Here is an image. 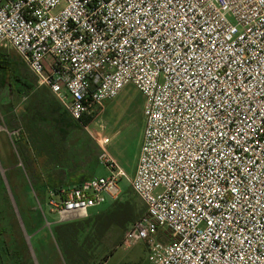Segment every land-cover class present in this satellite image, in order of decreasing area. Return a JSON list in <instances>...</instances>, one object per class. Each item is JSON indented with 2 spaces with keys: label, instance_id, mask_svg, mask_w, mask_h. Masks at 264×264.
Listing matches in <instances>:
<instances>
[{
  "label": "built area",
  "instance_id": "2783aa9c",
  "mask_svg": "<svg viewBox=\"0 0 264 264\" xmlns=\"http://www.w3.org/2000/svg\"><path fill=\"white\" fill-rule=\"evenodd\" d=\"M4 44L109 169L35 195L47 228L45 208L85 218L124 179L145 209L121 244L150 264H264V0H0ZM129 84L143 128L128 177L92 124Z\"/></svg>",
  "mask_w": 264,
  "mask_h": 264
},
{
  "label": "rangeland",
  "instance_id": "374dc122",
  "mask_svg": "<svg viewBox=\"0 0 264 264\" xmlns=\"http://www.w3.org/2000/svg\"><path fill=\"white\" fill-rule=\"evenodd\" d=\"M0 52L4 53L11 60L16 61L17 64L21 61L10 45L4 44L0 46ZM17 64H13L16 67L13 69L14 72L8 71L6 73L3 70L0 71V127L2 128L0 130L5 133L4 128L6 126L11 128L21 127V132L24 131L26 134L32 127L39 126L41 128L44 127L46 131L56 132L49 115L48 106L41 104L35 98L36 90L33 89L26 92L24 86L18 83L12 76H21L23 79L27 77L33 85L36 83L33 74L28 68L25 65L23 66V70L26 72V75H24ZM9 87L10 89L12 88L10 98L7 97ZM142 105L143 97L139 91L133 85H126L114 99L103 102L92 124V129L94 130L97 129V126L102 125L105 130L103 133L110 136L107 151L117 164L126 171L128 177L133 173L141 143L143 128ZM82 130L96 147L94 154L97 158L99 149L96 142L86 130ZM8 133L13 144L2 140V134L0 133V179L4 184L5 190L4 193L0 188V264H15L17 262L14 256L17 251L13 250V247L11 249L8 246L6 250H1V247H6V243H9L10 240H12L11 243L23 242L24 250H26L31 259H34L35 264H73V257L59 248L56 242L54 214L48 213L47 209H44L47 220L52 222V225L47 228L41 213L36 208L35 195H37L40 201L43 200V196L40 198L41 194L39 191L33 188L32 179H30V167L19 153L20 148L17 144L20 142V132L17 129H9ZM55 135H58V133ZM38 136L37 134L34 136L35 144L37 142L35 137L38 138ZM26 139L28 140V137ZM73 140H76V136L67 135L65 139L61 140L63 141V147L66 148L62 152V155L61 153L58 155V157L61 155L65 160L64 162H60L59 165L62 170H64L63 166L65 167V162L71 163V161L67 160H72L78 154V148L81 154L84 151L83 149L89 146L87 139L79 136L75 141L76 147L67 149L66 145L72 144ZM54 142L53 140L52 143ZM39 145L40 143L38 146H32L30 156L32 158L37 157L41 161L44 158V152L40 150L43 146L40 145L39 147ZM56 150H61V147L60 149H55L54 147V151ZM53 156L56 157L55 155ZM50 165L53 168V165ZM84 165V161L80 159L79 162H73L72 168L75 166H77L76 168H80L84 167ZM66 168L67 172L72 170L68 165ZM60 173L57 172V174ZM93 174L108 175L109 169L104 164L97 163L93 168ZM118 185L120 194L117 198L119 201L124 200L131 192L129 183L122 179ZM108 204L109 202L91 208L90 214L93 215L105 211L108 208ZM30 214L33 216V222L35 223L31 233L42 230L38 236H32L31 233L28 234L22 224L20 217ZM128 225L129 222L120 227H112L99 240L95 239L92 241L90 248L91 258L88 264H150L147 259V248L143 243H138L127 248L121 244L122 234ZM43 232H47L51 242L49 245L50 249L48 250L38 249V240L36 238L42 235ZM159 236L161 239H167L164 229L159 231ZM10 238H14V240ZM42 254H44L45 259L42 257Z\"/></svg>",
  "mask_w": 264,
  "mask_h": 264
},
{
  "label": "trees",
  "instance_id": "16d2710c",
  "mask_svg": "<svg viewBox=\"0 0 264 264\" xmlns=\"http://www.w3.org/2000/svg\"><path fill=\"white\" fill-rule=\"evenodd\" d=\"M13 64H17L16 61L8 58L4 53L0 52V71L8 73L14 72L13 69L16 68ZM18 68L21 70V73L26 75L25 70H23L24 64L20 61ZM13 66V67H12ZM18 83H20L25 91L33 89V83L27 79L21 78V76L12 75ZM38 100L37 97H35ZM50 109V117L56 129V132L46 131L39 126H34L27 131L28 140L18 142L19 153L23 156L24 161L30 167V179H32V186L34 189L39 191L41 197L44 195V188L49 186L53 189H58L60 187H67L70 185L78 184L80 181L94 175L93 168L97 165L98 159L94 154L96 147L91 143V139L87 136V134L82 130L83 128L74 120L70 119L64 112L60 110V107L57 103L56 109L54 107H48ZM52 108V109H51ZM24 118V117H23ZM42 119V118H41ZM87 122L88 120H84ZM26 125V124H25ZM58 133V135H55ZM83 133V134H82ZM35 134L39 135L36 144L34 143ZM67 135L76 136V140L79 136L84 137L88 141V147L83 149L84 151L79 152L74 156L71 163L65 162V167L60 169V162H64L65 160L62 158V152L66 150L63 147V139L67 137ZM53 140L58 143H52ZM73 140L72 144H67L66 146L69 148L76 147L75 141ZM40 143L43 147L40 150H43L44 158L39 161L36 158H32L30 156V150L32 146ZM51 143V144H50ZM39 145V147H40ZM55 149L61 147V150ZM35 150V148H33ZM85 152L86 155H85ZM34 153V151H33ZM46 153V154H45ZM61 155L58 157V155ZM55 155L56 157H54ZM82 159L85 165L84 167L76 168L77 166L72 168V164L74 161L79 162ZM53 165V168L51 165ZM50 165V166H49ZM68 167L72 168L71 171L67 172ZM57 172H61L57 174ZM0 188L5 193L4 184L0 179ZM131 190V189H130ZM132 192V190H131ZM128 194V197L124 200H118V198L113 200H108V208L105 211H101L100 213L90 214L85 218L75 219L66 221L63 223L54 224V234L56 242L62 250L69 253L73 257V264H88L91 258V242L95 239L99 240L104 234L108 233L112 227H120L127 222H132L138 219L141 214L144 212L145 205L144 203L132 192ZM15 200V198H14ZM106 202V203H107ZM92 215V216H91ZM22 224L25 228V231L29 234L34 229L33 216L25 215L20 217ZM2 230V229H1ZM123 235V234H122ZM13 239L14 238H10ZM120 240V239H119ZM10 240L9 243H6V247H1V250L7 249L8 246L13 247L11 249L17 251L14 254L17 262L15 264H21L19 261L21 258L17 257L19 251L24 249L23 242L16 243ZM22 248V249H21ZM8 251V250H7ZM131 264V263H126ZM136 264V263H135Z\"/></svg>",
  "mask_w": 264,
  "mask_h": 264
},
{
  "label": "crops",
  "instance_id": "0c3cea01",
  "mask_svg": "<svg viewBox=\"0 0 264 264\" xmlns=\"http://www.w3.org/2000/svg\"><path fill=\"white\" fill-rule=\"evenodd\" d=\"M33 89H35L36 90V92H35V96L38 98V101H40L41 102V104H46V106H52V107H54V109H56V106H57V101L54 99V97L52 96V94L48 91V89L47 88H45L44 86H41V85H38L37 83H35L34 84V86H33ZM32 89V90H33ZM11 90H12V88L10 89V87H9V90H8V95H7V97L8 98H10L11 97V94H12V92H11ZM31 90V91H32ZM11 92V93H10ZM59 105V104H58ZM59 107H60V105H59ZM49 109V108H48ZM52 109V108H51ZM60 110L62 111V112H64L62 109H61V107H60ZM22 113V112H21ZM25 113V112H24ZM49 113H50V109H49ZM65 113V112H64ZM66 114V113H65ZM25 115V114H24ZM0 129H2L1 127H0ZM18 130L19 132H20V134H19V139H20V141H24V140H26V134L24 133V131L23 132H21V127H17V128H11V127H5L4 128V131H5V133H3L1 130H0V133L2 134V140H4L6 143H12V141H11V137L9 136V134H8V130ZM45 129V128H44ZM103 131L105 132V130H104V128H103ZM13 144V143H12ZM40 232H42V230L41 231H33L32 233H31V235L33 236H38V234L40 233ZM49 237V235L47 234V232H43L42 233V235H40L39 237H37L36 239L38 240V249L39 248H42V249H46V250H48V249H50V239L48 238ZM17 257H20L21 258V260H20V262H21V264H35L36 262L34 261V259H31L30 258V256L27 254V252H26V250H24V249H22V251L21 252H19V254H18V256ZM42 257L45 259V256H44V254H42Z\"/></svg>",
  "mask_w": 264,
  "mask_h": 264
}]
</instances>
